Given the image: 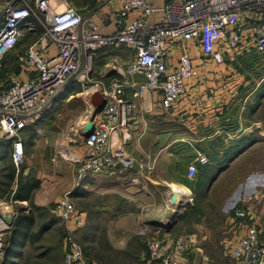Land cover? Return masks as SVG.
<instances>
[{
  "label": "crops",
  "instance_id": "crops-1",
  "mask_svg": "<svg viewBox=\"0 0 264 264\" xmlns=\"http://www.w3.org/2000/svg\"><path fill=\"white\" fill-rule=\"evenodd\" d=\"M50 1L51 3L57 2V0ZM62 1L65 2V0ZM124 1H102L97 9L91 13L101 33L107 34L116 31L115 12ZM148 1L154 6H161L168 0ZM26 31L28 32V30ZM24 33L19 38L16 46L2 59L0 90L5 89L6 82L8 81L9 85L11 78L14 76L27 78L32 75L30 69H27L21 61V56L29 45L23 51H18L19 41L22 40ZM184 45L189 48L193 64L199 71V75L196 78L185 80L186 90L176 101L173 112L168 113L161 108L159 92L145 89L138 97H134L132 95L134 89L128 86L126 96L135 104L133 114L124 127L111 133L109 140L115 157H126L130 159L131 164L124 167L120 162L108 173L89 174L79 181L83 187L81 188L82 191L76 195L84 197L86 192L84 188L91 186L90 188L98 194L105 195L107 198L110 197L108 203L97 202L94 207L95 212L90 216L97 219H102V217L106 219L98 224L107 228V241L110 248L125 252L124 255L129 259L135 258L143 264L160 263L156 259L150 260L144 256L145 248L142 250L144 244L137 243L132 247V242L134 240L145 242L146 237L152 235L162 237L164 234H168L175 238L171 226L181 219L189 210V206L193 204L195 184L200 185L206 179L209 181L206 189L210 191L212 184L217 179L232 171H238V174L230 182V187L233 186V188L227 194L234 192V195L222 196V198L224 197L223 202L222 200L218 202L217 199L207 198L205 206H203L205 210H210L211 218L219 217L216 211H220V215L225 217L226 220V223L220 227L222 235L216 246L222 254H231L232 242L239 237L238 235L245 232L252 221H255L257 225L258 241L264 243V217L260 215L261 218L258 221L259 213L253 220L248 215L235 218L244 221L239 226L240 228H237V223L230 224L228 221L235 207L245 206L250 209L247 201L251 197L258 196L259 191L264 189V147L260 145L264 143V128L260 130L259 119H256L263 105L264 97L250 98L256 88H259L260 83L256 82L249 91L246 90L245 83L249 82L247 75L250 73L233 66V63H237L239 59L253 60L248 57L252 51L262 56L264 54L241 45L234 51H226L223 63L214 66L209 62L205 64L202 62L201 53L192 40L186 41ZM180 51V44L173 43L170 45V67L174 68L176 66ZM54 53L53 48L49 49V55ZM134 53L133 48L125 45L99 48L94 54L91 76L93 74L96 79L106 82L113 77H120L129 82L136 81L138 84H142L144 78L141 75H129L125 72L126 65L133 58ZM10 60L13 61V64L10 63ZM12 65L15 69L11 73L8 74L6 71H2L3 68ZM76 83L79 82L77 80L72 81L65 87H72V84ZM72 90L70 89L69 92H72ZM87 95L91 108L90 117L87 119L70 116L71 111L56 114L58 118L64 115L57 127L59 131H62L60 142L68 140L67 143L70 146L68 152L63 150V153H60V157L68 159L67 162L58 160L52 164H46L44 161L46 149L50 150L52 146H55L54 142L57 136L53 133L54 130H48V133L39 131V134L37 133L33 138V142L29 143L32 156L39 158L37 174L36 171L31 170L32 167L27 166L28 164L22 167L21 172L23 175L39 178L40 183L31 190L30 198L14 199L20 206L18 210L29 208V201L40 204L46 203L56 198L58 194L62 195L63 191L71 190L79 184L75 165L76 161L88 152L84 143V131L96 108L91 102L92 94ZM53 101L54 99L50 104ZM49 105L45 108L46 110L50 109L51 106ZM39 115L34 117L22 129V136L24 130L33 128V124L39 120ZM48 117L44 116L42 119L47 121ZM260 120L264 121V118ZM253 122H256L257 130L253 129ZM43 123L45 122L43 121ZM32 137L33 134H30L28 138L31 139ZM259 146H262L263 149ZM24 147L26 146L24 145ZM200 155L205 156L204 162L200 161ZM46 157L49 156L46 155ZM51 159L55 160V157H51ZM7 160L10 163L7 164ZM189 162H194L197 165V170L192 177L186 174ZM140 163L142 166H140ZM5 164L7 166L15 164L12 159V140L4 137L0 130V168H4ZM122 170L124 171L123 175L120 174ZM14 180L15 178H13ZM126 180H128V184L123 187L120 182ZM15 183L17 184V180ZM171 184L183 187L186 190H184L185 192L183 190L179 191V187L178 190H173ZM15 188L16 186H14L12 193ZM174 192L177 193L175 200L172 199ZM165 193L167 194L165 203L169 208V213L164 216L162 208L164 207ZM69 195L71 196V194ZM187 201L188 204L186 205ZM3 208L7 215L14 214V217L18 211L8 209L9 205H4ZM204 217L207 216L204 215ZM87 220L89 221V214ZM103 222L104 225H102ZM169 222L170 226L168 227ZM79 228L75 231H78ZM203 229H205V234L217 232L214 226H205ZM121 232L122 235H120ZM132 236L134 239H132ZM198 242L200 243L196 240L189 242L192 248L190 247L187 255H189L188 257L193 255L192 261L200 259V257L198 258V252H203ZM236 242H233V244ZM131 249H135L137 252L133 254L127 252ZM204 251H206V248H204ZM211 254L217 257L215 259H219L217 256L219 253ZM184 255L186 256V249ZM203 256L208 258L207 254ZM206 258L202 261V264L222 263L216 261L215 263H207ZM236 263L239 264L237 261ZM194 264H199V262L197 261Z\"/></svg>",
  "mask_w": 264,
  "mask_h": 264
},
{
  "label": "built area",
  "instance_id": "built-area-1",
  "mask_svg": "<svg viewBox=\"0 0 264 264\" xmlns=\"http://www.w3.org/2000/svg\"><path fill=\"white\" fill-rule=\"evenodd\" d=\"M60 5H62L60 7ZM34 18L42 33L21 56L31 76H14L0 90V130L12 140V159L16 166L23 160L22 129L45 109L70 82L89 80L94 54L99 48L125 45L134 56L126 65V74H139L142 84L120 77L91 83L87 94L99 93L105 103L93 117L94 127L84 137L86 155L76 161L77 182L91 173H108L120 162L130 166V159L115 157L110 145L113 131L124 127L133 114L135 104L126 96L131 86L138 97L145 89L160 93L161 108L172 113L185 92V80L196 78L189 48L192 40L202 62L219 66L226 51L244 45L264 54V0H168L154 6L148 0H125L115 12L116 31L101 33L91 13L82 14L66 1L0 0V66L3 57L17 44L26 30L33 28ZM246 21V22H243ZM25 29V30H24ZM181 45L176 66L170 67L169 47ZM54 54L49 55V49ZM201 162L205 156L200 155ZM140 166L142 164L140 163ZM197 165L189 162L186 174L194 176ZM55 209L65 222L66 250L62 264H102L88 261L75 230L85 223V213L78 209L68 192L55 201ZM254 213L245 206L233 209L232 216L241 218ZM144 256L160 264H187L182 239L168 234L146 237ZM231 254L239 264H264V243L258 241L257 225L252 221Z\"/></svg>",
  "mask_w": 264,
  "mask_h": 264
},
{
  "label": "rangeland",
  "instance_id": "rangeland-1",
  "mask_svg": "<svg viewBox=\"0 0 264 264\" xmlns=\"http://www.w3.org/2000/svg\"><path fill=\"white\" fill-rule=\"evenodd\" d=\"M59 1V0H58ZM67 3L74 6L76 9H78L82 13H92L94 12L97 7L103 2H107V0H65ZM57 3V2H56ZM55 3V4H56ZM40 36V35H39ZM38 36V37H39ZM38 37L35 36H27L22 37L23 39L20 40L18 51L21 52L37 40ZM250 56L253 59V61L245 58L243 60H237V63L233 66L236 68H242L244 69V72L250 73L247 75L249 78V82L245 83L246 90L249 91V89L256 84V82L260 83L259 88H256V91L250 98L256 99V98H262L264 97V56L257 54L255 52H250ZM257 54V55H256ZM246 57V56H245ZM239 62V63H238ZM10 63L13 64V61L10 60ZM247 64V65H245ZM9 65V64H8ZM15 67L12 65L11 67H5L2 69V71H6L8 74L11 73L12 70H14ZM254 69V70H253ZM246 70V71H245ZM253 71V72H252ZM93 76V74H92ZM91 73L89 75V80H86L83 83H76L72 84V87H65L63 88L54 98V101L49 105L50 109H43L40 112L39 120H37L36 123L33 124V128H27L24 130L23 133V141L24 145V156L21 163H19L18 166L14 165L16 167L17 172L24 167L26 164L27 166L32 167L31 170L33 172L36 171L37 174V168H38V160L39 158L36 156H32L31 151V145L29 143L33 142V138L37 133L39 134V131H43V133H48V130H54L53 133L56 134L55 138V146H52L50 150L46 149V155L49 157H46L44 155V161L46 164H52L55 161L63 160L65 162L68 161L67 158L60 157V153H63V150L65 152H68L69 145L67 143L68 140H64L63 142H60V138L62 135V131L58 130L57 125L60 121H62L64 115L60 118L57 117L56 114L64 113L66 111H71L73 117H82V119H87L90 117V105H89V97L87 95V90L90 87L91 83L95 81H100V79H96L94 76L92 77ZM97 77V76H96ZM8 86V81L5 84V87ZM70 89H73L72 92H69ZM245 90V91H246ZM71 95L69 96V94ZM56 101V102H55ZM46 110V111H45ZM92 111V110H91ZM46 116L48 117V120L45 121L42 118ZM264 118V102L263 105L258 112V115L256 116V119H259L260 124V130L264 128V121L260 120ZM42 119V121H40ZM57 119V120H56ZM43 121L45 123H43ZM253 129H258L255 125L256 122H253ZM42 128V129H41ZM44 128V129H43ZM58 130V131H57ZM33 134V137L29 139V135ZM29 141V142H27ZM83 140L81 141V143ZM27 143V144H26ZM263 145L264 143L260 144ZM262 148V146H259ZM44 149V148H43ZM35 154V152H34ZM51 157H55V160L51 159ZM57 157V158H56ZM10 163L9 160H7V164ZM5 164L3 167H6ZM7 169L0 168V213L2 215H7L6 211L4 210V205H9L8 209H12L13 211L18 210L20 206H18V202L14 201L12 198V190L14 186H16V180H9L7 177H5ZM238 171H232L227 172V174H224L221 178L217 179L214 184H212L210 191H207L208 182L206 179L203 180L200 185L195 184V191H194V199H192L193 204L189 206V210L185 213V215L179 219L177 222H175L171 227L173 230V235L177 239H182L183 243L185 245L186 249V260L187 264H194L195 262H199V264H202V261L206 257L203 255L207 254V263H215L216 262H222L221 264H237L236 259L232 256V254H222L220 250H218V247L216 244L219 242L220 237L222 233L220 232V227L222 224L226 223L225 217L220 215V211H216L219 217L211 218L210 217V210H205L203 206H205V200L207 198H213L217 199L218 202H220L224 197L222 196H232L234 195V192L227 194V192L233 188L230 187L232 180L235 179L237 176ZM120 174H124V171L122 170ZM120 184L123 185V187L128 184V180L120 182ZM121 185V186H122ZM82 184L79 182L74 188L71 190L63 191V193L68 192L71 194L72 199L74 200L76 206L78 209L82 210L85 214V223L83 226L79 228L78 231H75V236L79 240L82 249L84 251V254L86 255L88 261H94L99 262L102 264H143L139 260H136L135 258H128L126 255H124L125 252H119L109 247V243L107 241V232L105 226H99L98 223H100L102 220H106L102 217V219H97L96 217L90 216V214H93L95 212V204L97 202H105L108 203L110 197H105V195L98 194L97 192L93 191L91 186H87L84 188L85 196L84 197H78L76 196L77 193H79L82 188ZM194 190V189H193ZM60 194H58L59 196ZM57 196V197H58ZM56 198L47 201L46 203H35L34 201H29V205L35 204L36 206L40 207L37 208V224L35 225V229L39 227L40 221L44 218L51 216L53 217V221L51 222V225L45 229L40 236L35 241H30L27 243L26 247L23 249V254L16 258V262L14 264H62L63 262V256L64 252L66 250L65 243H64V234L66 231L65 228V222L62 219V217L58 214V212L55 209V201ZM166 198L167 194H164V201H163V208L162 211L164 212L163 215L169 213V208L166 206ZM219 204V203H218ZM217 204V206H218ZM247 204L250 205V210L253 211L254 217L258 214V221L260 220L262 215L264 217V189L260 190L258 193V196L251 197ZM26 206V203L24 204ZM200 205V206H199ZM209 205V204H208ZM216 206V205H214ZM189 213V214H188ZM261 213V214H260ZM89 214V221L88 219ZM11 215V214H8ZM206 215L207 217H204ZM173 220V219H172ZM88 221V222H87ZM229 223H237V228H240L239 226L242 225L244 222L243 220L235 219L233 216L229 217ZM227 221V222H228ZM89 223V224H87ZM4 218H0V258L2 256V251L4 250V247L6 245L9 232H10V226L6 225ZM12 224V223H11ZM104 225V222L102 223ZM205 226H214L217 229L216 233L212 234H205L203 227ZM236 228V227H235ZM123 233L121 232L120 235ZM116 236H119L115 234ZM239 237L241 235H238ZM238 237V238H239ZM87 238V240H86ZM238 238L233 242H236ZM132 239L134 237L132 236ZM200 241V245L202 247L203 252H198V258L194 261L193 255L192 257H188L187 255L188 250L190 247L192 248V245H189V242L193 241ZM232 242V244H233ZM133 245L140 243L144 244L142 246V250L146 248V241H136L134 240L132 242ZM189 245V246H188ZM204 248H206V251H204ZM129 253H136L137 251L135 249H131L130 251H127ZM203 253V254H202ZM211 253H216L219 255L218 258L214 257ZM230 253V249H229ZM212 255V256H211ZM191 259V261H190Z\"/></svg>",
  "mask_w": 264,
  "mask_h": 264
},
{
  "label": "trees",
  "instance_id": "trees-1",
  "mask_svg": "<svg viewBox=\"0 0 264 264\" xmlns=\"http://www.w3.org/2000/svg\"><path fill=\"white\" fill-rule=\"evenodd\" d=\"M30 21L34 26L30 31H25L23 37H38L42 33V27L36 22L34 18H31ZM20 42L21 41H19V43ZM234 64L236 63L234 62ZM14 165L15 164L4 167L7 169L5 177H7L9 180H13V178L17 180L16 188L12 193V198H30L31 190L39 185L40 180L39 178L31 175H23L20 170L17 172ZM37 208L40 207L32 204L31 206L29 205V208H25V210L24 208L20 209L15 214L10 226V232L6 245L2 251L0 264H14L16 258L23 254V247L26 242L35 241L40 236V234L51 225L53 217L49 216L46 219L43 218L40 221L39 227L35 229V225L38 222Z\"/></svg>",
  "mask_w": 264,
  "mask_h": 264
},
{
  "label": "water",
  "instance_id": "water-1",
  "mask_svg": "<svg viewBox=\"0 0 264 264\" xmlns=\"http://www.w3.org/2000/svg\"><path fill=\"white\" fill-rule=\"evenodd\" d=\"M91 102L96 106L91 119L89 120V122L86 124L85 126V131H84V135L87 136L93 129L94 127V123H93V117L102 109L104 103H105V99L104 97L99 94V93H93L91 95ZM177 198V193L174 192L172 195V199L175 200ZM188 204V201L186 202V205ZM3 218L5 221H8V226L11 225L12 220L14 218V214L11 215H3ZM170 226V222L168 223V227Z\"/></svg>",
  "mask_w": 264,
  "mask_h": 264
},
{
  "label": "bare ground",
  "instance_id": "bare-ground-1",
  "mask_svg": "<svg viewBox=\"0 0 264 264\" xmlns=\"http://www.w3.org/2000/svg\"><path fill=\"white\" fill-rule=\"evenodd\" d=\"M61 3V2H60ZM57 4L59 5V1L57 0ZM62 5H60V7H61ZM179 187V186H178ZM176 185H174V184H171V188L173 189V190H178L177 188H178ZM181 190H186L185 188H183V187H179V191H181ZM185 192V191H184ZM188 193V192H187ZM184 194H186V193H184ZM1 217H3V215H2V213H0V218ZM7 224V226H8V221H5Z\"/></svg>",
  "mask_w": 264,
  "mask_h": 264
}]
</instances>
